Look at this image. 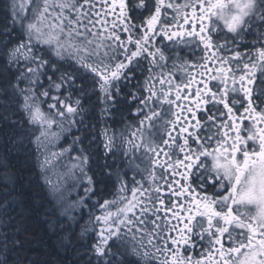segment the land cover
<instances>
[{"label": "snow or ice", "instance_id": "snow-or-ice-1", "mask_svg": "<svg viewBox=\"0 0 264 264\" xmlns=\"http://www.w3.org/2000/svg\"><path fill=\"white\" fill-rule=\"evenodd\" d=\"M117 116L131 179L94 161ZM0 126L38 151L72 137L51 156L74 161L87 264H264V0H10Z\"/></svg>", "mask_w": 264, "mask_h": 264}, {"label": "trees", "instance_id": "trees-1", "mask_svg": "<svg viewBox=\"0 0 264 264\" xmlns=\"http://www.w3.org/2000/svg\"><path fill=\"white\" fill-rule=\"evenodd\" d=\"M9 1L0 0V10ZM96 102V97L93 96L88 107ZM129 112L125 108L124 116L129 117ZM126 123L128 120L121 123L120 117L117 116L115 122L109 120L107 125H100L98 134L101 140L104 138L105 128L109 135H115L116 155L109 156L105 161L101 149V157H94V161L100 165L107 162L115 168L123 166V170L128 171L130 176L127 162L131 157V149L127 144L121 145L118 136L119 130L121 134L124 132L121 131ZM72 131L75 132L76 128L73 127ZM12 136L11 130L0 126V205L7 202L11 212V217H8L0 211V244L4 242L5 235L11 237L7 253L9 264H87L85 254L91 243L89 237L92 235L91 231L84 232L87 226L83 225L85 218L82 217L87 216L82 214L79 220L73 221L69 216L58 212L42 174L44 166L39 159L42 148L38 151L35 143H28L26 138L23 144L19 138L15 143L9 144L8 140ZM65 138L67 143H64ZM70 142L72 137L65 133L60 144L63 147L70 146ZM124 151H128L129 156H124ZM5 177L8 178L7 186ZM16 240L19 241V247L12 250L13 241Z\"/></svg>", "mask_w": 264, "mask_h": 264}, {"label": "rangeland", "instance_id": "rangeland-1", "mask_svg": "<svg viewBox=\"0 0 264 264\" xmlns=\"http://www.w3.org/2000/svg\"><path fill=\"white\" fill-rule=\"evenodd\" d=\"M123 131L124 129L121 132ZM120 136L121 133L119 134V139ZM60 143L61 140L54 145H50L47 152L42 148L41 156H39V159H41L42 165L44 166L42 174L45 177L48 188L52 193L58 212L64 216H69L73 221L79 220L81 215L85 214L87 217H82V219H86V221L84 219L83 225H86L89 229L88 231H91V224L89 223V209L86 206V202H81L78 199L79 196L83 195L82 189L80 185L76 183L75 177L70 175V170L74 166L73 159L70 158L68 153L59 157L51 156L52 152L60 153L62 151ZM68 147L69 146H64V148ZM46 155L51 159L50 165L43 164ZM75 155L76 153L71 154L72 157ZM130 173L132 174L134 172L130 170ZM74 184L76 185L75 187H73Z\"/></svg>", "mask_w": 264, "mask_h": 264}, {"label": "flooded vegetation", "instance_id": "flooded-vegetation-1", "mask_svg": "<svg viewBox=\"0 0 264 264\" xmlns=\"http://www.w3.org/2000/svg\"><path fill=\"white\" fill-rule=\"evenodd\" d=\"M179 2H181V3H183V0H179ZM250 39V38H249ZM165 43H167V41H165ZM169 67H171V64H169ZM178 75H180V74H178ZM158 87H159V85H158ZM193 88H195V85H193ZM134 111V110H133ZM130 113V115H131V112H129ZM125 122H127V120L125 121ZM124 122V123H125ZM130 121H128V123H129ZM125 128V127H124ZM123 128V129H124ZM157 128H159L160 129V132L162 133L163 132V129L160 127V125H157ZM129 131H131V130H129ZM119 134H120V130L118 131V136H119ZM138 155V154H137ZM131 158V157H130ZM157 172H159V169H157ZM133 175H136V173L134 172V173H132V174H130V176H129V179H131V177L133 176ZM137 179H139V176L137 175ZM253 211H254V209H253ZM194 258H196V257H194Z\"/></svg>", "mask_w": 264, "mask_h": 264}]
</instances>
